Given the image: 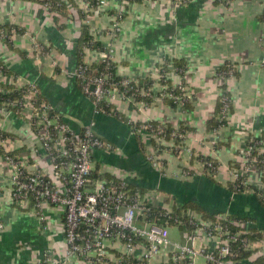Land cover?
Listing matches in <instances>:
<instances>
[{
  "label": "crops",
  "instance_id": "0c3cea01",
  "mask_svg": "<svg viewBox=\"0 0 264 264\" xmlns=\"http://www.w3.org/2000/svg\"><path fill=\"white\" fill-rule=\"evenodd\" d=\"M75 1L83 10L82 0ZM106 1L105 7L91 11L90 31L95 41L105 47L112 45L118 75L137 82L157 80L161 67L168 65V84H184L192 95L187 109L171 101L154 100L147 110L139 112L120 96L113 101L128 121L188 129L183 149L176 141H168L164 147V171L154 169L146 159L152 148L147 135L139 138L127 123L95 115L92 99L80 89L75 73L83 21L75 10L62 19L39 0H0V27L16 31L11 41L0 40V62L11 73L5 77L0 73V85L15 86L16 79L35 84L56 113L77 132L94 121L96 133L120 150L95 155L97 167L107 170L108 179L120 178L145 189L161 185L160 192L173 205L176 199L182 203L194 201L219 217L252 218L248 230H253L252 240L259 246L252 253L254 257L264 256V212L255 202L254 191L235 195L227 187L232 183L228 168H236L234 162L239 166V154L248 141L261 138L264 155V0H232L228 4L222 0H189L185 5L172 0L128 4L123 0ZM119 10L126 16L112 41L110 30ZM36 42L48 49L46 55L35 51ZM101 59L98 50L85 51L84 60L89 65ZM176 62L184 65L176 66ZM226 64L237 67L234 78L219 77ZM223 88L232 99L228 125L218 134L209 133L207 124L217 116ZM0 130L16 141L12 148L15 156L32 155L38 147L27 121L15 113L4 115L1 108ZM201 157L218 162L219 174L214 181ZM11 170L0 147V221L6 226L0 233V264H37L46 251L61 257L65 250L63 211L47 209L46 230L31 210L10 203ZM248 182L264 195V182L256 169L248 175ZM181 230L171 227L173 240H183ZM192 264L209 263L199 257Z\"/></svg>",
  "mask_w": 264,
  "mask_h": 264
},
{
  "label": "built area",
  "instance_id": "2783aa9c",
  "mask_svg": "<svg viewBox=\"0 0 264 264\" xmlns=\"http://www.w3.org/2000/svg\"><path fill=\"white\" fill-rule=\"evenodd\" d=\"M95 7L90 2L82 0L83 11L91 13L95 8L105 7L106 0H95ZM176 5H185L189 0H172ZM230 3L232 0H222ZM78 4V3H77ZM47 10L49 2L42 3ZM89 15L83 21L90 28ZM124 12L116 11L110 30V39L114 41L120 33ZM16 31L0 30L1 41H11ZM38 54L46 55L45 48L40 43H34ZM101 62H106V71L98 77L87 74L89 63L83 60L75 73V77L84 81L82 90L94 104L95 115L115 116L119 112L113 101L122 97L142 112L149 108L144 100H138L130 92L135 89L141 98L148 95L147 89L139 87L137 81L124 78L122 86L127 88L129 96L122 94L119 84L110 82V70L114 63L112 45L101 51ZM176 72V69H172ZM3 77L5 75L0 72ZM171 71L160 69L159 77L154 80L151 90L154 100L173 101L181 107L190 103L192 95L183 84L171 87L169 76ZM237 73L235 65H226V70L220 78H234ZM17 80V89L27 87L16 115L24 118L30 125L38 142L32 155H10L15 140L0 136V147L4 158L11 167L8 199L23 209L31 210L39 222L48 228L47 209L53 207L63 211L65 250L61 257H56L51 251H46L37 264H192L199 257H204L209 264H245L242 261H228L233 256L232 245L239 242L245 251L253 252L259 248L248 235V223L232 222L240 228L232 232L221 222H228L227 214L219 217L221 221L204 220L198 213L188 210L182 219H175L173 203L159 189L141 193L129 187L128 182L120 178L108 179L106 169L97 167L95 155L97 152L118 153L119 148L102 139L95 131V122H90L81 132H77L64 121L50 104L39 103L36 99L40 92L35 84H24ZM134 83V86L131 85ZM131 86V87H130ZM94 87V90H92ZM157 87V89H156ZM178 90L179 92H176ZM4 93H9L4 90ZM223 96V93L221 94ZM220 96V97H221ZM114 108L107 112L102 104ZM9 105V104H8ZM7 104L1 107L4 115ZM232 109V99L222 98V109L217 116L219 122L229 119ZM120 113V112H119ZM135 136L147 135L152 148L146 159L158 171L165 170L161 158L167 140L168 128L162 124L157 127L153 122L128 121ZM161 124V123H160ZM227 127L220 124L213 133L218 134ZM170 141L180 139L179 148L183 149L188 138L187 131L175 128ZM142 140V139H141ZM251 139L239 154V166L229 167L232 183L247 186L248 175L256 169L258 159L255 156L256 147L251 145ZM15 141V142H14ZM154 142V143H153ZM156 146H154V145ZM191 153V151H188ZM205 165V164H204ZM208 175L217 177L220 166L207 164ZM261 176V171L257 170ZM216 175V176H215ZM247 192H251L247 190ZM154 209H162L157 215ZM156 215V216H155ZM155 216V217H154ZM5 224L0 221V233L5 230ZM171 227L182 229L181 241L173 240Z\"/></svg>",
  "mask_w": 264,
  "mask_h": 264
},
{
  "label": "trees",
  "instance_id": "16d2710c",
  "mask_svg": "<svg viewBox=\"0 0 264 264\" xmlns=\"http://www.w3.org/2000/svg\"><path fill=\"white\" fill-rule=\"evenodd\" d=\"M85 1L90 2L92 7L96 6V4H95L96 1L95 0H85ZM133 1L134 2L135 1L139 2L140 0H123V2L126 3V4H128L130 2H133ZM39 2L41 4L49 2L50 7H49L48 10L51 13H54V14L60 16V18H62V19H65V18L67 19L69 17V13H70L71 9H73V10H75L77 12L78 17L82 21H84L85 18L89 15V13H85L79 7V5L77 4V2L75 0H39ZM125 16H126V14L123 15V18ZM1 29H3V28L0 27V30ZM17 32L19 34H22L23 31L19 29V30H17ZM88 49L98 50L99 52H101V51L106 50V47L102 43L95 41V39L91 35L90 28L86 24H83L82 27H81V38L79 39L78 44H77V53H78V56H79V66L83 63L84 56H85V51L88 50ZM42 51L44 53H46V52H48V49L45 47V48H43ZM176 63H177V64H175L176 66L180 65L182 67L184 65L183 63H180V62H176ZM226 65H228V64H226ZM79 66H78V68H79ZM167 67H168V65L162 66L161 69H167ZM105 68H106V62H100L98 64L91 65V66H89V69H88V72H87L86 75H88L89 77H98L101 73H104L106 71ZM225 70H226V67L224 66V67L221 68L220 73L224 72ZM0 72H2L5 76H8V75L11 74L10 71L7 69V67L1 62H0ZM76 79H77V82L79 84L80 89L82 90V85H83L84 81L82 79H79V78H76ZM123 81H124V78L121 77L120 75H118L117 69H116V64L113 63L112 66H111V70H110V82L118 83L119 84V90H120V92L122 94H124L126 96H129L130 93L131 94L134 93L136 95V97L138 98V100H144L146 105L151 106V104L154 101V93L151 90V88H152V86H153V84L155 82L154 79L149 78V79H145V80H140L138 82L139 83V87H143V88L147 89L148 95L146 97H143V98L140 97V95L138 94V92L135 91V89L133 91H131L130 93H127V88L122 86ZM131 85L134 86V83H131ZM4 90H7L9 93L5 94ZM224 90L225 91L223 92V96H221L219 98L218 108H217V116L220 114L221 109H222V98L223 97H230L231 98L229 93L226 92V89H224ZM26 91H27V87L21 88V89H17L14 85L1 84L0 85V108L3 107L5 104H7V107H8L7 111L8 112L11 111L13 113H16V111L19 108L16 107V106L13 107V105H10V104H16V105L19 104L21 99H22V97H23V95L26 93ZM176 92H179V91L176 90ZM36 101H37V104H39V103L49 104L43 98V96L41 94L38 96ZM164 101H170V100L165 99ZM171 102L174 103L173 101H171ZM188 106H189V103H187L183 108L187 109V108H189ZM102 107L107 112H111V110L114 108L112 105H107V103H103ZM217 116H216V118L214 120H211L210 122H208V124H207V132H209V133L214 132L215 130H217V128L219 127L220 124L224 123V124L228 125L227 121L219 122L217 120ZM113 117L116 120H119V121L127 123L130 126V128L137 127V126H135L133 124L130 125L128 123V120H126L123 117V115L121 113H119V112H116L115 116H113ZM152 125L157 127V126L162 125V124L153 122ZM164 125L168 128V132L166 133L165 138H166L167 141H170L171 140V134L173 133V131H175V129L169 124H164ZM180 128H181V131H184V132L188 130L187 128H183V127H180ZM0 136H2V137H13L11 134L6 133V132H4L2 130H0ZM253 139L254 140L252 141L251 145H254L256 147V152H254V153H255V156L258 159V163L255 165V168L262 172L261 173V178H262V181L264 182V155L260 151L261 138H253ZM180 142H181L180 139L177 138V140H176L177 145H179ZM154 146H156V145H154ZM160 148L164 150V147H160ZM21 153L24 154L26 152L25 151H21ZM10 155L15 156L14 153H11ZM201 160L205 164V171H206L207 174L209 172V170L207 169V166H208L207 164L208 163H213L216 167L219 166L217 161H214L213 159H210L208 157H201ZM232 165L235 166L236 168L238 167V164L235 163V162ZM105 176L108 177L107 174ZM210 178L213 179V181H214L215 177H213V176L211 177L210 176ZM214 184L219 186V184H217V183H214ZM239 185H240L239 182L238 183H229L227 185L228 191L230 193H232V194H235V195L236 194L237 195L246 194L247 190L254 191L255 202L257 203L258 206H260V210L264 212V195L261 192H259L256 188H254V187H252L250 185H247V186H239ZM129 187L134 189V190H138L141 193H145L146 191L152 190V189H160V188H162L161 185L160 186L157 185L155 188H152V189L151 188H147V189H145V188L137 187V186L130 185V184H129ZM160 190H162V189H160ZM164 190H166V187L164 188ZM175 201H176L175 204H174V210H175V217L174 218L175 219H179V218L182 219L183 213H185L186 211L191 209V210L195 211L196 213H198L199 215H201V217L204 220L212 221V222L221 221V220H219V216H217L215 214H211L210 212L204 210L199 205H197V203L194 202V201L193 202L187 201V202H184V203H182V201H180L178 199H176ZM161 211H162V209H154L153 208V210H152V212H154V214H156V215L159 212H161ZM228 216H229L228 217L229 221L228 222H221V223L226 225L233 233L240 230L239 227H237L235 224H233L234 222H236V223L237 222H239V223H249V222H253L254 221L252 218H249V217H239L237 215H228ZM231 221L233 223H231ZM248 231H249V235L248 236L251 239H254L253 234H252L253 230H248ZM232 251L234 253L233 256L227 257L226 260H228V261H242L245 264H264V256L263 255L254 257L253 253L249 252V251H245L241 247V244L239 242L234 243L232 245Z\"/></svg>",
  "mask_w": 264,
  "mask_h": 264
},
{
  "label": "water",
  "instance_id": "95a60500",
  "mask_svg": "<svg viewBox=\"0 0 264 264\" xmlns=\"http://www.w3.org/2000/svg\"><path fill=\"white\" fill-rule=\"evenodd\" d=\"M92 90H94V87H92Z\"/></svg>",
  "mask_w": 264,
  "mask_h": 264
}]
</instances>
